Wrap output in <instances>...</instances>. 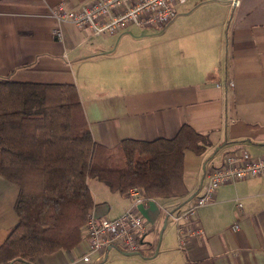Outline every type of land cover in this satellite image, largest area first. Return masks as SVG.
Wrapping results in <instances>:
<instances>
[{"label":"crops","instance_id":"0c3cea01","mask_svg":"<svg viewBox=\"0 0 264 264\" xmlns=\"http://www.w3.org/2000/svg\"><path fill=\"white\" fill-rule=\"evenodd\" d=\"M62 1L76 8L91 0H0V78L75 84L94 140L108 147L124 138H173L183 124L212 144L201 155L186 151L185 196L146 199L140 193L143 201L136 203L131 193L89 179L96 214L117 217L136 208L145 216L141 252L111 248L104 260L94 255L85 262V237L74 249L33 264H264V175L221 185L192 221L203 234L184 246L169 215L202 191L207 173L229 152L264 154V0L235 6L233 0H199L184 10V40L174 36L181 26L176 16L161 28L131 25L92 35L54 20L52 10ZM19 191L0 174V246L18 223Z\"/></svg>","mask_w":264,"mask_h":264},{"label":"trees","instance_id":"16d2710c","mask_svg":"<svg viewBox=\"0 0 264 264\" xmlns=\"http://www.w3.org/2000/svg\"><path fill=\"white\" fill-rule=\"evenodd\" d=\"M207 134L183 124L173 138L94 140L73 83L0 78V174L19 185L18 223L0 246V264L34 263L84 240L95 207L89 179L146 199L181 197L186 151L203 154Z\"/></svg>","mask_w":264,"mask_h":264},{"label":"built area","instance_id":"2783aa9c","mask_svg":"<svg viewBox=\"0 0 264 264\" xmlns=\"http://www.w3.org/2000/svg\"><path fill=\"white\" fill-rule=\"evenodd\" d=\"M187 1L91 0L76 8H69L62 1L53 8L52 16L57 22L70 21L82 30H89L92 35L116 34L131 25L142 28L164 27L176 16L175 4H184ZM232 4L237 5L238 0H233ZM54 35L58 39L62 38L60 28L54 29ZM263 175L264 154L254 156L247 149L229 152L222 165L207 173V181L204 182L202 191L186 207L169 213L178 225L180 245H185L190 236L203 234L200 223L192 221L200 207L214 200L221 185ZM129 193L135 196L136 203L143 201L138 188H131ZM238 205L241 207L242 203L239 202ZM85 231L88 247L82 250L81 259L91 263L93 256L98 255L96 259L100 262L106 258V253L111 248L141 252L146 243L148 222L136 208H131L117 217L100 216L91 211Z\"/></svg>","mask_w":264,"mask_h":264},{"label":"rangeland","instance_id":"374dc122","mask_svg":"<svg viewBox=\"0 0 264 264\" xmlns=\"http://www.w3.org/2000/svg\"><path fill=\"white\" fill-rule=\"evenodd\" d=\"M201 2H203V1L190 0L187 4H180V3L175 4L176 17L174 19V22L181 25V26H178V29L174 31L175 37L181 38L180 40H184V10L185 9L190 10L191 8L196 6V3H201ZM155 28H157V27H155ZM182 246H184V245H182Z\"/></svg>","mask_w":264,"mask_h":264},{"label":"water","instance_id":"95a60500","mask_svg":"<svg viewBox=\"0 0 264 264\" xmlns=\"http://www.w3.org/2000/svg\"><path fill=\"white\" fill-rule=\"evenodd\" d=\"M124 253H132V252H127V251H123Z\"/></svg>","mask_w":264,"mask_h":264}]
</instances>
